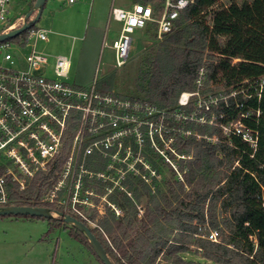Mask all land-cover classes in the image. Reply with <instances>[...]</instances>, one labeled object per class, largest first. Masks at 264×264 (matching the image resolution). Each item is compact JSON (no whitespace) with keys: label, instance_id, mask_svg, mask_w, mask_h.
Masks as SVG:
<instances>
[{"label":"trees","instance_id":"1","mask_svg":"<svg viewBox=\"0 0 264 264\" xmlns=\"http://www.w3.org/2000/svg\"><path fill=\"white\" fill-rule=\"evenodd\" d=\"M218 1L194 0L180 16L177 28L165 35L160 51L147 59L149 65L141 77L146 86L138 87L147 94L144 100L185 115L193 108L180 106L178 98L183 91H194L204 67L208 85L226 88V99L209 104L207 119L214 114L215 123L226 124L260 106L259 118L256 114L242 118L249 128L259 130V149L251 157L248 143L236 135H224L218 125L168 117L176 153L181 155L168 188L129 179V188L119 192L122 199L113 193L109 196L119 215L107 206L98 227H91L114 264H155L160 255L167 264H207L184 258L189 242L210 264H264V208L258 198L264 186V90L258 100L256 83L264 74V0L232 2L214 9ZM209 12L211 24L205 19ZM27 33L8 41H20ZM103 90L107 91L106 86ZM190 130L194 133L188 134ZM214 136L218 138L215 143L209 140ZM53 171L38 174L25 190L12 186V204L62 212L54 204L39 201ZM142 203L143 208L139 207ZM49 220L50 228L62 223L60 217ZM207 222L219 229V242L204 237L201 230ZM245 223L257 230L256 253L250 240L252 230ZM71 229L93 250L83 232L74 226Z\"/></svg>","mask_w":264,"mask_h":264},{"label":"built area","instance_id":"2","mask_svg":"<svg viewBox=\"0 0 264 264\" xmlns=\"http://www.w3.org/2000/svg\"><path fill=\"white\" fill-rule=\"evenodd\" d=\"M14 1L0 0V34L19 27L25 20V16L12 20ZM65 1L73 4L79 0ZM193 2L162 0L158 6L151 2H135L129 8L112 6L110 17L121 27L112 43L105 42V45L114 50L116 66H123L130 58L136 31L154 25L159 38L172 33L180 16ZM20 19L23 21L19 25ZM26 31L27 35L20 41L0 42V207L14 205L12 186L25 190L38 174L47 175L54 169L53 176L45 183L40 203L54 204L63 213L74 214L87 221L91 228L95 219L82 212L78 205L86 204L89 209L96 208L101 214L103 211L99 207L106 204V208L110 206L119 215L109 196L116 190L126 191L129 188L125 182L126 175L138 169L123 173L124 170L117 164L129 169L127 154L137 142L142 144L145 140L144 127L152 132L155 126L158 137L163 138L164 135L174 142L168 117H183L190 121V112L183 115L179 110L170 112L144 99L117 96L104 91L97 79L88 86L70 83L71 56L58 54L52 63V56L38 48L39 42L48 40L50 30L36 23ZM205 73V68H200L196 80L200 86ZM256 83L260 100L264 74ZM194 93L198 92H191V95ZM235 94L236 91L231 93ZM216 99L205 104L204 110L197 113L196 120L198 123L218 125L226 136L233 134L240 137L250 145L251 157H254L259 149L260 132L249 128L242 118L252 114L259 118L261 107L241 113L229 123L218 124L214 122V114L210 120L207 119L209 104L226 99V96ZM189 103L186 101L179 105L187 106ZM209 140L215 143L218 138L214 136ZM111 171L116 172L111 175ZM94 175H101L104 179L108 176L105 180L108 184L112 176H119L120 184H113V187L104 184L103 188L100 183L96 184L100 189L93 187L94 183L85 186L84 181L88 182L89 176ZM102 190L107 191L105 202H99ZM258 198L264 208V186H261ZM51 212L59 216V211ZM206 225L210 226L208 222L205 228ZM245 225L252 230L250 240L256 253L259 248L257 230L251 223ZM204 237L219 242L221 233L218 228L210 227Z\"/></svg>","mask_w":264,"mask_h":264},{"label":"rangeland","instance_id":"3","mask_svg":"<svg viewBox=\"0 0 264 264\" xmlns=\"http://www.w3.org/2000/svg\"><path fill=\"white\" fill-rule=\"evenodd\" d=\"M136 0H79L68 4L65 0H47L38 26L50 30L48 40L41 41L38 48L50 54L51 62L58 54L71 56L72 67L68 81L82 86L90 85L95 79L99 86L107 92L124 98H146L147 95L138 86H146L141 77L147 71V59L160 51L161 43L167 38H159L155 33V26L149 25L144 30H138L133 35V46L130 58L123 66H116L114 50L105 45L111 44L113 39L119 35L120 23L110 17L112 6L132 7ZM162 0H150L154 6L160 5ZM249 0H219L214 9L230 5L232 2L241 5ZM34 0H15L12 8V20L16 21L34 7ZM35 16L33 13L32 17ZM209 24L212 23V12L205 15ZM23 19H20L19 25ZM18 25V26H19ZM235 59L234 61H236ZM97 68L99 73H97ZM204 82V83H203ZM200 86L195 82L194 91H183L179 96V103L189 101L193 110L190 112V121H197V113L204 110L205 104L215 102L216 97L225 96L226 88L217 84H207L204 78ZM191 92H198L191 95ZM193 94V93H192ZM206 110V109H205ZM155 126L151 132L150 128L144 127L145 140L142 144H135L133 150L128 152L129 169L122 164L118 167L126 171L134 172L126 175L129 179L138 182L146 180L159 188L167 189V181L173 180V168L177 167L181 155L176 153L172 139L163 135L158 137ZM172 144V145H171ZM101 170V169H99ZM116 171H111L113 175ZM108 172H106V175ZM105 175V176H106ZM178 174V176H180ZM89 181L84 184L94 183L100 189L108 176L102 178L89 176ZM114 178V179H113ZM119 176H112L109 186L120 184ZM93 180H96L95 182ZM123 181V182H124ZM104 182V183H103ZM100 183V186H97ZM128 183V182H127ZM97 184V185H96ZM103 188V187H102ZM104 190V189H103ZM102 190V198L99 202H105L107 191ZM110 190H108L109 192ZM113 192L119 199L122 193ZM84 195V192H83ZM92 197V195H91ZM95 199V198H94ZM124 200V198H123ZM144 202V201H143ZM104 204V203H103ZM102 204V205H103ZM106 205V204H105ZM99 207L103 212L100 214L96 208L80 203L81 211L94 218L92 227L97 228L99 220L105 216L106 206ZM144 203L139 207L143 208ZM107 209V208H106ZM55 216H58L57 214ZM59 217V216H58ZM50 220L31 215H2L0 216V264H102L83 238L77 236L72 230V225L62 223L50 228ZM210 226L206 225L203 230L208 231ZM200 231V232H201ZM77 236L78 238H76ZM188 251L184 258L189 261H209L201 258L196 251V246L191 242L185 244ZM160 257L155 264H167Z\"/></svg>","mask_w":264,"mask_h":264},{"label":"water","instance_id":"4","mask_svg":"<svg viewBox=\"0 0 264 264\" xmlns=\"http://www.w3.org/2000/svg\"><path fill=\"white\" fill-rule=\"evenodd\" d=\"M46 2L47 0H36L34 7L25 14V20L23 24L9 32L0 34V42L13 38L35 25L41 17ZM33 13H35V16L32 18ZM19 214L45 217L48 219L55 217V215L51 212V209L46 206L9 205L0 207V216ZM58 214L63 222L74 226L80 232H83L86 235V238L90 242L93 250L95 251L98 258L103 262V264H114L107 254V251L101 241L97 238V236L87 224L70 214L63 212H59Z\"/></svg>","mask_w":264,"mask_h":264},{"label":"crops","instance_id":"5","mask_svg":"<svg viewBox=\"0 0 264 264\" xmlns=\"http://www.w3.org/2000/svg\"><path fill=\"white\" fill-rule=\"evenodd\" d=\"M135 3V2H134Z\"/></svg>","mask_w":264,"mask_h":264}]
</instances>
